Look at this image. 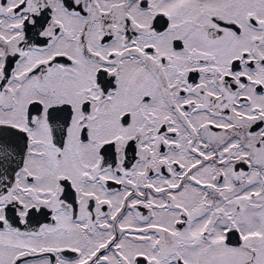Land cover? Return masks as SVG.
<instances>
[{"label": "snow or ice", "instance_id": "1", "mask_svg": "<svg viewBox=\"0 0 264 264\" xmlns=\"http://www.w3.org/2000/svg\"><path fill=\"white\" fill-rule=\"evenodd\" d=\"M0 264H264V0H0Z\"/></svg>", "mask_w": 264, "mask_h": 264}]
</instances>
